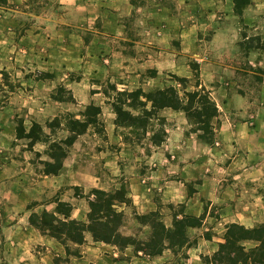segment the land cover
Returning a JSON list of instances; mask_svg holds the SVG:
<instances>
[{
    "label": "rangeland",
    "instance_id": "374dc122",
    "mask_svg": "<svg viewBox=\"0 0 264 264\" xmlns=\"http://www.w3.org/2000/svg\"><path fill=\"white\" fill-rule=\"evenodd\" d=\"M133 3L134 9L128 19L129 34L132 39L146 38L148 36L146 21L149 18L153 19L154 14L160 20L162 12L159 9L166 7L168 11L164 15L165 18L174 22L169 28L172 34L171 41L167 43L169 48L178 54L184 46L187 48L190 46L192 52L198 43L201 50L208 52L206 54L209 58L216 59L213 54L211 55L215 52L212 39L217 23L222 17H219L220 12L216 15L215 5L211 0L205 6L200 0H133ZM52 14L53 18L63 20V9L56 2L50 3V0L22 2L0 0V264H118L121 260H130L133 257L152 258L160 257L159 255H162L163 262L152 264H225L215 259L214 253L219 248L220 242L224 241L229 223L220 218L219 204L207 203L206 197L205 212L201 215L192 214L203 216V220L201 225L187 229V244L166 248L161 254L156 255H149L143 250L137 251L133 244L126 247L112 243L108 244L113 247L102 243L100 245L99 242L103 241H95L90 232L86 233V241L83 244L68 242L67 245L60 239L44 234L33 225L32 215L35 214V220L41 221L40 216L45 210L52 212L58 201H65L62 200L63 195L85 202L90 211V201L95 198L94 189L108 192L125 190L129 202L118 204V209L124 214L122 233L131 235L138 241L147 239L151 233V227L138 219V215L146 213H138L129 196V175L116 176L102 166L107 158L103 155L116 151V146H112L108 140L105 123L107 115L104 114L110 110L114 111L112 102L117 92L110 88V84H115L117 90L127 89L119 87L115 82L92 80L91 84L95 88L92 92L98 95L93 104L102 108L98 116L101 124L97 127L90 125L85 133L79 134L74 143L68 147L67 156L63 161L64 164L68 156L73 155L70 162L74 165V168H71L74 169V178L86 184L62 185L51 194L43 181L45 175H55L45 173V162L52 160L51 143L67 139L72 132L71 118L83 119V112L89 105H76L70 89V83L81 82L84 78L82 70L62 72L58 63L47 68L44 59L48 58L49 54L59 57L65 52L64 47H69L71 53L78 54L79 48L81 53H85L86 47L90 45L88 38L90 31L84 34L85 44L72 42V39L68 40L62 36L58 43L54 44L53 50L47 45L46 37L36 40L28 36L29 30L43 24L40 23L42 18L50 17ZM240 17L242 21V15ZM159 30L161 29L158 28L157 33ZM184 31L188 32V36H192L195 41L188 39V44L183 46L181 34ZM34 34L36 35L37 32ZM259 42L264 43V32L260 33L259 30L242 25L239 53L233 58L216 59L224 65L240 68V73L236 74L229 66L223 78L227 83L232 84H235L234 81L238 83L240 81L247 88L252 99L249 107L250 115H248L252 122H254L252 119L260 115L264 116L262 92L264 68L258 62H250L245 55L250 51L247 50L249 44L257 45ZM123 45L131 54L135 51L142 55L148 52L146 44L128 41ZM160 45L156 43L157 50ZM189 59L193 68L197 69L194 77L187 82H181L173 74L169 76L182 97L185 91L194 90L197 88L196 84L201 83L199 62L191 56ZM194 84L195 88L192 87ZM62 101L69 103L70 107L59 106L58 102ZM220 120V115L214 119V140L208 143L209 145H217L216 128L220 126ZM158 122L157 119L151 121L153 128L160 126ZM122 132L128 137L127 143L136 145L141 142L132 129L122 127ZM191 133L198 136L196 132ZM145 141L148 143L149 139ZM91 162L94 165L93 174L104 179L100 186H96L87 177L90 171L87 169L92 166ZM192 185L193 183L188 184L190 193L193 192ZM69 203L73 211L74 205ZM251 206L256 205L251 204ZM157 210L167 226H173L176 217L181 219L183 214H190L186 211L185 204L161 203ZM72 211L71 218L88 221L89 211L85 219L72 217ZM237 223L254 227L264 222H257L253 226ZM251 245L253 242L247 243V247Z\"/></svg>",
    "mask_w": 264,
    "mask_h": 264
},
{
    "label": "crops",
    "instance_id": "0c3cea01",
    "mask_svg": "<svg viewBox=\"0 0 264 264\" xmlns=\"http://www.w3.org/2000/svg\"><path fill=\"white\" fill-rule=\"evenodd\" d=\"M200 1L204 6L209 3V0ZM53 2L63 9V20L53 18V14L44 17L40 20L44 25L29 30L28 36L36 40L46 37L47 45L53 50L54 44L62 36L72 39V42L85 44L84 34L90 31V45L86 47L85 53H81L79 47L78 54L64 47L65 52L59 57L49 54L44 59L47 68L58 63L62 72L82 70V81L70 83L76 105H88L97 99V93L92 92L95 89L92 80H108L129 90L142 88L150 91L169 85L176 86L170 74L191 79L197 72L190 63L191 56L199 62L201 85L210 90L219 107L221 120L220 126L216 128L218 146L209 145L189 132L191 125L182 110L171 107L160 110V115L166 119L168 132L161 145H153L150 140L151 131L139 144L127 143L122 127L115 123L116 113L112 110L104 113L107 115L105 123L108 140L112 146H116V151L103 155L107 158L102 166L116 176L129 175V196L138 213L155 211L161 203H175L185 204L190 214L201 215L205 212L206 197L207 203L219 204L220 218L226 223L241 222L253 226L257 222H264V116L260 115L252 119L254 122L251 121L248 115L252 99L247 88L240 81L232 84L223 78L229 66L236 74L240 73V68L217 61L226 57L233 58L239 53L242 25L264 32V0H252L243 10L242 21L235 12L234 0H211L216 15L220 12L219 17H222L212 39L215 52H210L217 60L209 58L206 54L208 52L201 50L198 43L192 52L190 46L185 47L188 39L195 41L185 31L181 34L184 46L182 51L177 54L169 48L167 43L172 39L169 28L174 22L165 18L168 11L166 7L159 9L162 12L160 20L154 14L153 19L146 21L148 36L140 40L132 39L129 34L128 19L134 9L133 0H50V3ZM158 28L161 30L157 33ZM128 41L146 44L148 52L144 55L138 51L128 53L123 45ZM156 43L161 44L158 50ZM245 56L250 62H258L264 68V49H250ZM192 87L195 88V84ZM262 89L264 93V77ZM58 104L70 107L65 101ZM146 139H149L148 143ZM72 157L68 156L58 174L45 175L43 181L51 194L62 185L86 184L74 178V169L71 170L74 165L70 162ZM90 165L87 177L96 186H100L104 179L94 175V165L92 162ZM192 183L193 192L190 193L188 184ZM73 199L64 195L62 197V200L74 205L72 217L85 219L88 205L79 202L77 198ZM159 256H138L121 260L118 264L162 263V255Z\"/></svg>",
    "mask_w": 264,
    "mask_h": 264
},
{
    "label": "trees",
    "instance_id": "16d2710c",
    "mask_svg": "<svg viewBox=\"0 0 264 264\" xmlns=\"http://www.w3.org/2000/svg\"><path fill=\"white\" fill-rule=\"evenodd\" d=\"M234 1L235 12L238 15H242L244 8L252 3V0ZM251 48L264 49V43L249 44L247 50ZM173 76L181 82L188 81V78L175 74ZM196 86L194 90L185 91L182 97L179 89L174 85L145 91L142 88L117 90L115 84H110V88L117 92L112 102L116 113L115 123L118 127L132 129L140 140L146 138L147 133L151 131L150 140L153 145H161L166 140L168 132L166 119L160 115V110L171 107L185 112L191 124L190 132H196L200 139L212 143L215 129L213 122L219 117V107L209 89L200 82ZM149 103H151L150 107H148ZM101 112V106L92 103L83 112V119L71 118V134L65 140L51 143L52 160L45 162L46 174H57L60 171L68 147L74 143L79 134L85 133L90 125L97 127L101 124L98 119ZM153 119L159 121L158 128H153L151 125ZM93 193L95 198L90 201L88 221L71 218L73 207L65 201H58L52 212L45 210L40 216L41 221L35 220V214L32 215L31 221L44 234L60 239L67 245L68 242L83 244L86 241V233L90 232L95 241L122 247L133 244L137 251L143 250L149 255L161 254L169 247L186 245L187 229L202 224L203 216L183 214L181 219L175 218L173 226H167L159 210L150 211L138 215V219L143 224L151 227L148 238L138 241L121 231L124 214L118 209V204H128L127 192L94 189ZM248 242H253V245L247 247ZM214 258L225 264H264V223L254 227H246L237 222L229 223L224 241L220 242Z\"/></svg>",
    "mask_w": 264,
    "mask_h": 264
}]
</instances>
